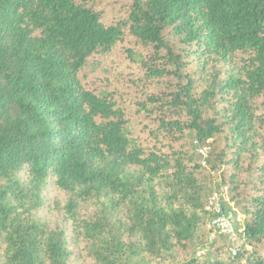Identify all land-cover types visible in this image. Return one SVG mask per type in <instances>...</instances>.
<instances>
[{
  "label": "trees",
  "instance_id": "trees-1",
  "mask_svg": "<svg viewBox=\"0 0 264 264\" xmlns=\"http://www.w3.org/2000/svg\"><path fill=\"white\" fill-rule=\"evenodd\" d=\"M125 1L0 0V264H264V0ZM125 43L130 110L83 81Z\"/></svg>",
  "mask_w": 264,
  "mask_h": 264
},
{
  "label": "rangeland",
  "instance_id": "rangeland-1",
  "mask_svg": "<svg viewBox=\"0 0 264 264\" xmlns=\"http://www.w3.org/2000/svg\"><path fill=\"white\" fill-rule=\"evenodd\" d=\"M126 7H129V4L125 0H99L98 2V8L101 12L109 16H118L120 10ZM130 47H132L130 43L121 44L110 53L101 57L97 56L87 66L83 74V81L88 87L98 92L107 91L116 94L119 101L129 110L132 109L131 104L135 97V92L138 89L134 85L138 77V69L136 64L131 63L129 60L130 54L128 49ZM65 200V196L57 192H51L48 196V203L50 206L44 211V217L51 223L52 227H67V221H65L59 211V206H61ZM55 201L60 202V205L56 207L54 205ZM209 207H211V209H220L221 205L218 202L210 200ZM208 230L210 232V242H212L216 236H228L232 245L231 251L233 252L235 250V244L239 239L235 227L234 235L232 236L215 231L211 223L208 224ZM206 251L207 247L199 249L195 258H202V255Z\"/></svg>",
  "mask_w": 264,
  "mask_h": 264
},
{
  "label": "built area",
  "instance_id": "built-area-1",
  "mask_svg": "<svg viewBox=\"0 0 264 264\" xmlns=\"http://www.w3.org/2000/svg\"><path fill=\"white\" fill-rule=\"evenodd\" d=\"M203 155L205 154L203 151L201 152ZM208 210H211V207H208ZM218 214L222 213L221 207L220 209H213ZM212 228L217 231L221 232L223 234L232 236L234 235V227H233V214L228 215H221L219 217H216L211 222Z\"/></svg>",
  "mask_w": 264,
  "mask_h": 264
}]
</instances>
